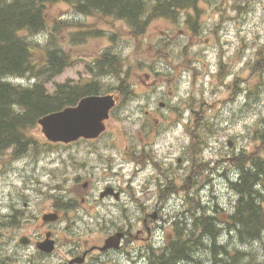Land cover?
Listing matches in <instances>:
<instances>
[{
  "label": "rangeland",
  "instance_id": "1",
  "mask_svg": "<svg viewBox=\"0 0 264 264\" xmlns=\"http://www.w3.org/2000/svg\"><path fill=\"white\" fill-rule=\"evenodd\" d=\"M243 1L244 0L196 1L195 9L197 11L203 12L216 10L217 13L220 14L218 10H222L226 11L228 15V18H222L221 24H218L216 27V32L219 34V37L228 39L229 42L228 47L225 49L228 56L224 58L225 62L218 74L221 81L226 86L221 90V94H219L215 88H212L210 91L206 89L208 87L207 84L204 85L205 89L201 92L197 93L196 91L194 92L191 90L193 87L196 89L200 88L198 73H195L190 80H187L186 76L174 74L168 81V79L159 75L158 84L156 85L160 90L164 91L163 95L166 98V101L171 102L175 109L188 105L190 108V115L194 117L198 123L201 121L209 123L210 129L206 131V143H204L203 146L200 142L198 143V141L202 140L199 138V130L191 129L188 132V136H185V140L189 138V134L190 137H194L192 138L194 140L193 142L198 143L196 153H201L203 160L207 162L203 166V169H208L209 166L214 167L212 170L216 173H219L218 171L223 167L222 164L231 165L235 161V158L240 154V151L238 150H241V148H243V152L245 153H247L248 150H252L257 144L255 140L260 138L261 133L264 134V0L255 3L254 8L252 9L247 6L240 7ZM233 5L237 10L232 8ZM50 11L56 19L61 18L60 25H63L66 28L74 27L73 25L77 21L79 27L95 26L102 30L100 32L102 35L101 37L87 38V36H81L76 39L78 45L70 50V55L75 59L71 63L72 66L66 68L62 73L63 75L59 78L63 81L66 79L77 81L79 78L82 82L87 81L89 67L94 59L97 58L101 50L113 48L121 55L128 57L125 59L124 63L127 68V73L123 76H118V71H114L115 76L107 78L106 82L110 86H115L118 83V80H120L122 85L126 84V86L139 83V77L144 70L140 69V66L132 69L133 65H138V61H135L136 51L133 49L138 47L144 37L146 38V41H152L154 36L167 31L166 27L159 25L156 21L151 22L154 16L153 13L149 14L150 19L148 18L147 20L148 22H151L146 33L147 36H141L140 34L135 36L133 32L121 28L118 26V23L115 24V20L111 16H101L102 18H96L94 16L83 15L81 17L76 14L74 8H70L64 2L55 4L51 7ZM247 11L249 12L246 13ZM230 12L235 13L231 14ZM207 15L208 14H203V16ZM232 17L238 18L232 20ZM211 28L212 25L203 26L202 28L198 27L195 34L196 36H200V38L202 36L207 37L208 35L204 33ZM110 31H113V33ZM69 34H72V32L69 29H66L63 30L59 36L69 41ZM108 34H111V36ZM178 34L180 33L178 32ZM110 37H112V39ZM220 40L222 41V39ZM172 41V38L165 39L166 43H171ZM69 42L72 45L76 44L71 41ZM194 42L198 41L196 40ZM173 53L174 50L170 47L163 49L158 56L157 63L161 65L166 64V60ZM105 56H107V54ZM205 66H207V62H205ZM186 67L187 65L181 66L179 68L180 73ZM236 69H238L239 76L245 80L247 77L246 69H249L248 76L253 83L252 85H247L251 87L249 90L246 88L248 91L245 94H242L243 92H239L237 89L241 78H236ZM13 78L16 83L28 84L30 81L27 78ZM55 79L51 83H57L55 82ZM206 80H208V78ZM51 83L47 85L51 87ZM116 114H118V112H116ZM112 124L115 127L120 128L117 132L121 130H129L131 127L134 128V125L122 120H114L112 121ZM154 126L156 125L154 124ZM177 128L178 125L176 124L174 129L175 142L178 139ZM110 132L117 133L111 127H108L106 133ZM31 134H34L37 140L46 145L45 138L43 137L39 126L30 129V135ZM232 138L234 139L235 144L230 148L227 144V140ZM149 142H151V138L146 140V143ZM48 146V151L43 153L44 157L40 161L38 169H35L32 166L27 167L25 163L28 162V160L15 164L12 163L13 160L17 159V156L13 155L14 152L12 149H0V247L7 244L6 239L9 231L3 229L6 227V220L2 215L10 211L9 206L6 203L9 201L11 193H13V196L19 200L23 199L24 202L29 201V199H36L40 194V186L36 183L30 184L28 181L31 178L30 176L34 175L37 177L41 171L42 174L40 180L47 182V180H50L48 177V169L57 167V165H46V162H49L50 157H54L55 153L59 150L57 146H52L50 144H48ZM219 146L223 151L219 149ZM75 148L80 149L81 151L85 150L84 146H77ZM216 148L219 155L224 156L218 164L213 163V159L217 160L213 153ZM34 150H36V145L29 148V153H25V156L36 155L38 152L31 153ZM256 150L257 148H255V151ZM23 151H25V149H20L18 152ZM47 153L48 156H45ZM228 154L230 157L226 159ZM190 155H195L192 150L190 151ZM229 168L230 167L221 173L223 174L221 175V178H223L222 185L225 187L226 181H232L230 175L227 174ZM235 174H237V171H235ZM254 176V173L244 176L242 181L246 189H252L256 185L254 183ZM211 178H213V181L206 183L202 189L203 195L195 193L191 194L193 203L192 213H184L187 206H176L174 210V215L177 212V215L174 216V223L175 220L176 222L178 221V223L183 222V229L180 228V230H187L192 233V241L187 242L189 248H192L195 245V241L199 237L197 235L200 233L199 232L196 235V229L194 227H192L194 231L191 229V226L189 225V221H191L190 218H192L194 224H198L199 222H197V220H200L203 217L212 216L214 209L218 211V213H215V216L217 215L221 218L223 213L232 211L237 199L231 189L222 190L220 188L219 184L216 182L215 175L208 176V180ZM263 180L264 179H261L260 182ZM212 182H214L215 186ZM234 191L237 193L236 190ZM241 194H248V197L250 198V203L247 205L242 204V206L247 208L255 204L254 197L250 193L243 191ZM168 196H166V198ZM166 198L165 191L163 194H156L154 197L150 196V200L145 201L143 203L144 206L141 207L146 209L154 203L165 201ZM199 206L204 207L201 209ZM196 227L200 229V226ZM206 227L210 228L209 223L206 224ZM14 230L26 232L25 229L19 227H16ZM220 234H222V231ZM201 239L203 240V238ZM213 241L216 244L217 238ZM203 244L204 248L195 251V259L199 253H202L203 258L207 257V247L205 243ZM184 253L190 256L187 252ZM218 256L221 257L220 254ZM134 257L136 258V256ZM136 261L138 262V258H136ZM154 261L156 260L154 259ZM128 264L131 263L129 262Z\"/></svg>",
  "mask_w": 264,
  "mask_h": 264
},
{
  "label": "trees",
  "instance_id": "2",
  "mask_svg": "<svg viewBox=\"0 0 264 264\" xmlns=\"http://www.w3.org/2000/svg\"><path fill=\"white\" fill-rule=\"evenodd\" d=\"M29 0H10L8 2H0V142L2 145H10L14 143L20 147L24 146L23 139H20V129L31 122L37 121L40 114L47 113L60 108L65 103H70L69 95H61L56 97V102L50 97L45 96L40 88L33 91L17 90L13 86L1 82L4 75L12 74L13 77L27 78L24 73L28 70V47L30 43L16 36V29L28 25L30 28H35L41 24V14L39 11L34 12L33 6L27 9ZM35 5L42 6V0H33ZM45 1V0H44ZM83 4H88L91 1H97L103 4L100 0H80ZM31 4H33L31 2ZM117 7L120 2H115ZM23 25V26H22ZM63 25H56V32L59 35L63 30H66ZM72 43H76L74 34H69ZM94 91H99L101 87H95ZM78 89H72L70 93H78ZM52 103H56L52 105ZM245 159V158H242ZM256 165V163H254ZM237 191H244V183L241 180L239 183L233 184ZM230 219L233 215L229 216ZM206 247L213 254L211 255L212 264H239L240 256L227 254V257H222L219 247L212 250L209 244ZM181 249H183L181 247ZM221 255L219 257L218 255ZM180 255V243L176 244L174 252V264L177 262V256ZM180 258L187 260L186 257L180 255Z\"/></svg>",
  "mask_w": 264,
  "mask_h": 264
},
{
  "label": "flooded vegetation",
  "instance_id": "3",
  "mask_svg": "<svg viewBox=\"0 0 264 264\" xmlns=\"http://www.w3.org/2000/svg\"><path fill=\"white\" fill-rule=\"evenodd\" d=\"M169 189L170 186H167L166 191ZM71 205H73V203H71ZM77 210V206H58L53 208L49 213L54 211L58 212L59 219L57 221H51L50 216L44 221L41 218L42 214L36 216V219L40 224L36 230L31 231V244L27 247L30 250L27 252L28 259L26 264H107V256L100 252H90L96 247L95 236L90 235L86 237L78 234L72 236L69 240L61 239L60 232L65 226H68L74 221L77 216L75 213ZM146 214L147 211H144L142 207H139L132 217L140 219L144 218ZM95 216L100 217L103 222L107 223L109 231L115 229L123 230V222L128 221L131 217H127V215L120 210H118L116 214H112L108 220L103 218V214H96ZM144 221L146 223L147 218H145ZM131 228L132 226H130V229L125 230L128 233L130 232L131 235L125 237V240L118 250H121L126 243H130L134 250L142 251L144 247L143 241L148 240V238L140 235V232H143L142 229H137L138 234L133 236ZM147 229L148 232H150V228L147 227ZM47 234L51 235L50 239L54 242L55 249L52 253H46L36 249L37 243L44 240ZM84 254L86 255L84 256ZM75 261H77V263H74ZM3 263L4 262H2V264Z\"/></svg>",
  "mask_w": 264,
  "mask_h": 264
},
{
  "label": "water",
  "instance_id": "4",
  "mask_svg": "<svg viewBox=\"0 0 264 264\" xmlns=\"http://www.w3.org/2000/svg\"><path fill=\"white\" fill-rule=\"evenodd\" d=\"M110 104L101 100L89 99L79 108L67 110L41 120L51 139L66 141L80 135L95 136L103 130L101 120L106 117Z\"/></svg>",
  "mask_w": 264,
  "mask_h": 264
},
{
  "label": "bare ground",
  "instance_id": "5",
  "mask_svg": "<svg viewBox=\"0 0 264 264\" xmlns=\"http://www.w3.org/2000/svg\"><path fill=\"white\" fill-rule=\"evenodd\" d=\"M17 78H19V77H17ZM22 78H24V77H22ZM29 80H30V78H29ZM17 84L24 85V86L27 85V84H22V83H17ZM192 138H194V137H192Z\"/></svg>",
  "mask_w": 264,
  "mask_h": 264
}]
</instances>
